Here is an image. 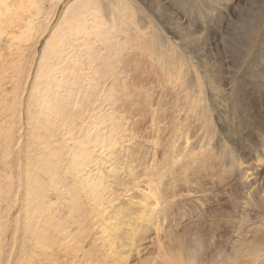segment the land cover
Here are the masks:
<instances>
[{"label": "rangeland", "instance_id": "obj_1", "mask_svg": "<svg viewBox=\"0 0 264 264\" xmlns=\"http://www.w3.org/2000/svg\"><path fill=\"white\" fill-rule=\"evenodd\" d=\"M263 142L264 0H0V264H264Z\"/></svg>", "mask_w": 264, "mask_h": 264}, {"label": "bare ground", "instance_id": "obj_2", "mask_svg": "<svg viewBox=\"0 0 264 264\" xmlns=\"http://www.w3.org/2000/svg\"><path fill=\"white\" fill-rule=\"evenodd\" d=\"M81 9V8H80ZM164 10V9H163ZM122 11V10H121ZM161 11V10H160ZM163 12V11H162ZM160 13V12H159ZM166 13V12H165ZM160 17V16H159ZM163 19V18H162ZM181 23V22H180ZM184 23V22H183ZM179 23H177V25H178ZM195 25V24H194ZM167 26V25H166ZM171 26V25H170ZM174 27H175V25H174ZM197 29V28H196ZM159 30V29H158ZM163 32H164V30H162ZM161 31V32H162ZM166 32V31H165ZM169 32V31H168ZM173 32V31H172ZM175 32V31H174ZM116 35H118V34H116ZM121 35V34H120ZM166 35V34H165ZM168 36V35H167ZM178 36V35H177ZM176 36V37H177ZM101 37V36H100ZM109 38H107L108 40L106 41H98V43H97V45L99 46H97L98 48H99V50H98V54H100L101 55V57H99V59L96 57V55H92V56H88V57H86L85 55H82V57H84L85 58V61H83L82 60V58H81V56H79L80 57V60H81V66L82 65H86V68H87V71L88 72H85V73H83V75H82V73H79L80 72V68H82V67H80L79 65L78 66H76V68H74V69H72L71 71H69V72H72L71 74H74L75 72H77V77H76V81H74L75 82V84H77L78 82H82L84 79H85V77L86 78H89L91 81L92 80H94V81H98V84H102V85H105L106 83V76L108 75V73H105V74H102V75H99V77H97L96 78V75L94 76V74H96V70L97 71H104V72H107L108 70H109V67L111 66V65H113L115 68H116V66H118L119 64H120V67H119V69L122 67V64H124V62H125V60H124V58L126 57V55L124 54V49H123V42H122V46L120 45L119 47H118V44H117V42L115 43L113 40H111L112 39V35L111 36H108ZM115 37V36H114ZM116 37H118V36H116ZM114 39V38H113ZM95 41H97V40H95ZM122 41H124V40H122ZM119 43V42H118ZM121 44V43H120ZM58 46H59V44H58ZM85 47V49L87 48V45L86 46H84ZM74 46H71V48H66V50H64L63 51V53H62V58H59V62H66V63H69V62H71V60L69 59V58H72L73 57V55L71 54L73 51H74ZM56 49V48H55ZM57 50V49H56ZM94 50V49H93ZM117 50H119V52L118 53H115ZM58 51V50H57ZM87 52H89V51H87ZM126 52V51H125ZM76 54V53H75ZM132 55V54H131ZM124 57V58H123ZM130 59V58H129ZM88 60V61H87ZM128 60V57L126 58V61ZM137 60V59H136ZM129 62V61H128ZM134 63H135V61H133ZM215 63V62H214ZM58 64H60V63H58ZM212 64V63H211ZM204 65H206V64H204ZM205 67V66H204ZM89 68H93V69H91V70H89ZM208 68V67H207ZM65 69H67V67L65 66V65H62L60 68H59V70H65ZM117 69V68H116ZM210 69V68H209ZM130 69H129V66H126V64H125V66L121 69V71H119V72H126V71H129ZM83 71V70H82ZM85 71V70H84ZM138 71V70H137ZM201 71V70H200ZM205 71V70H204ZM210 71V70H209ZM62 73V72H61ZM60 73V74H61ZM66 73H68V72H66ZM210 73V72H209ZM217 73V72H216ZM98 74H100V73H98ZM140 74V73H139ZM133 75V74H132ZM136 76V75H135ZM145 76V75H144ZM209 76H211V74L209 75ZM113 77V76H112ZM128 77V76H127ZM130 77V76H129ZM212 78V77H211ZM118 79H120V78H118ZM121 80V79H120ZM131 80V79H130ZM148 80V79H147ZM119 81V80H118ZM101 82H104V83H101ZM132 82V81H131ZM139 82V81H138ZM120 83H121V81H120ZM135 83V82H134ZM145 83V82H144ZM129 84V83H128ZM137 85V84H136ZM109 86V85H108ZM132 87V86H131ZM92 89H96V88H98V85L97 86H93V87H91ZM134 88V87H133ZM118 89H120V87L118 88ZM117 89V90H118ZM125 90H126V88H125ZM114 91H116V90H114ZM123 91V90H122ZM127 91V90H126ZM78 92H80L79 91V89H78ZM124 94V93H123ZM122 95V94H121ZM111 96V95H110ZM113 96V95H112ZM50 97H51V95H50ZM55 97V96H54ZM53 97V98H54ZM117 97V96H116ZM119 95H118V99H119ZM113 98V97H112ZM111 98V99H112ZM122 98V97H121ZM114 99V98H113ZM225 99V98H224ZM124 106V105H123ZM252 108V107H251ZM251 108H248V109H251ZM163 110V109H162ZM163 113V112H162ZM164 113H165V111H164ZM250 114H252L251 112H250ZM247 116V115H246ZM129 119V118H128ZM231 128V127H230ZM226 130V129H225ZM236 130H237V128H236ZM226 132V131H225ZM225 132H223V133H225ZM227 133V132H226ZM255 133V132H254ZM225 135V134H224ZM263 136V135H262ZM229 138V137H228ZM244 140V139H243ZM228 142V141H227ZM231 145H232V142H231ZM236 145V144H235ZM116 146V145H115ZM238 146V145H237ZM140 147V146H139ZM262 147H263V149H264V142H263V145H262ZM146 148H147V146H146ZM144 149V148H143ZM239 149V148H238ZM237 149V150H238ZM173 151V150H172ZM238 153V152H237ZM263 154H264V150H263V152H262ZM115 157H114V160L113 161H115L116 163H122L123 161H122V153H120V154H118L117 156L116 155H114ZM149 157V156H148ZM145 159V158H144ZM150 159V158H149ZM137 162H139V161H137ZM142 163L143 162H145V165L147 164L146 163V160L145 161H141ZM134 164V163H133ZM152 164V163H151ZM140 165H138V167H139ZM143 166V165H142ZM137 167V166H136ZM125 168V167H124ZM122 171H123V167H119V173H122ZM96 188H97V185L95 186ZM34 222V221H33ZM34 225V224H33ZM33 225H32V227H33ZM159 247H161V246H159ZM162 248H163V246H162ZM160 253H161V251H160ZM157 259V258H156ZM145 262H148V260L147 261H145ZM149 263V262H148ZM153 263V262H152Z\"/></svg>", "mask_w": 264, "mask_h": 264}]
</instances>
